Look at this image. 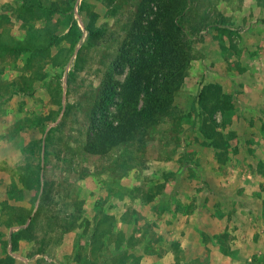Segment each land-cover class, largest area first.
Wrapping results in <instances>:
<instances>
[{
  "label": "rangeland",
  "instance_id": "rangeland-1",
  "mask_svg": "<svg viewBox=\"0 0 264 264\" xmlns=\"http://www.w3.org/2000/svg\"><path fill=\"white\" fill-rule=\"evenodd\" d=\"M64 1L0 0V262L264 264V0H190L171 112L104 156L86 152L91 113L108 74L121 93L140 66L143 0ZM71 16L82 39L45 52ZM208 88L219 150L203 131ZM38 158L43 187L21 193ZM21 207L36 220L15 252Z\"/></svg>",
  "mask_w": 264,
  "mask_h": 264
},
{
  "label": "trees",
  "instance_id": "trees-1",
  "mask_svg": "<svg viewBox=\"0 0 264 264\" xmlns=\"http://www.w3.org/2000/svg\"><path fill=\"white\" fill-rule=\"evenodd\" d=\"M70 1H64L67 8L63 13H70L72 10L68 7ZM189 2L190 0L142 1L133 39V44L141 48L140 66L128 76L122 85L121 93L117 91L114 75H107L90 117L85 147L88 154L97 156L108 154L112 149L133 141L141 131L156 125L162 115L171 112L174 96L184 83L191 59L187 33L178 21L184 15ZM155 8L157 11H154ZM53 9L54 12L59 11L58 5H54ZM149 12L155 13V17L148 25H144L145 16ZM69 22H71L69 32L62 36H51L49 46L43 49L45 52L51 54L54 47L65 41L70 42L74 48L82 39L84 34H81L73 16ZM87 31L94 38L101 34L100 30ZM118 96L121 97L119 102L116 101ZM202 96L207 113L203 131L206 138L219 150L221 144L218 138L221 133L218 131L216 119L218 107L216 104L209 106L214 102L209 88ZM114 106H117L116 113L111 110ZM43 173L42 159L38 158V162L28 161L18 176L20 192L41 191ZM37 201L38 198L33 203L36 204ZM32 214L33 211L21 207L15 221L20 230L10 239L12 250L15 252L22 237L20 232L27 235L25 232L32 231L36 220ZM14 262L15 258L6 254L0 264Z\"/></svg>",
  "mask_w": 264,
  "mask_h": 264
}]
</instances>
